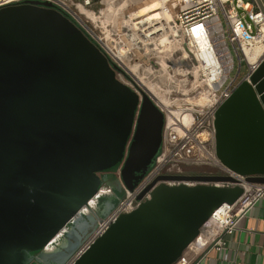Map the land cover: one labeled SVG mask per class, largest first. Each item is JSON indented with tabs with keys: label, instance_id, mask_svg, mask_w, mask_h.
Segmentation results:
<instances>
[{
	"label": "water",
	"instance_id": "1",
	"mask_svg": "<svg viewBox=\"0 0 264 264\" xmlns=\"http://www.w3.org/2000/svg\"><path fill=\"white\" fill-rule=\"evenodd\" d=\"M115 71L99 45L53 4L26 0L0 10V264H66L90 224L114 206L107 171L118 163L114 177L133 191L154 167L162 111L143 90L138 95L120 83ZM252 77L216 113V155L246 183L264 184V61ZM160 180L196 185L157 186L73 264H176L214 211L243 193L214 185L238 183L226 175ZM101 187V200L110 203L98 212L89 201ZM83 208L79 226L74 217Z\"/></svg>",
	"mask_w": 264,
	"mask_h": 264
},
{
	"label": "built area",
	"instance_id": "2",
	"mask_svg": "<svg viewBox=\"0 0 264 264\" xmlns=\"http://www.w3.org/2000/svg\"><path fill=\"white\" fill-rule=\"evenodd\" d=\"M24 1L0 0V10ZM38 1L51 3L65 12L92 38L120 69L115 71L120 83L139 95L138 90L143 88L138 81L148 82L151 92L146 93L164 116L162 149L154 167L133 191L127 190L121 182L125 190L124 197L106 216L99 219L92 236L66 264H73L121 215L135 211L150 200L157 186H195L193 182L160 180L164 175L188 174L182 172V168L204 167L210 168L214 174L231 176L238 181L237 184L214 185L239 186L243 193L233 204L225 203L214 211L200 229L195 242L189 245L176 264H192L211 250L222 252L228 243L227 237L236 231V222L247 216L257 202L264 201V184L246 183L243 177L235 175L221 164L216 155L215 130V117L219 108L241 82L251 83L252 76L264 61V52L257 57L251 51L252 44L264 37V12L257 0H158V6L165 8L170 3L174 13L169 21L160 19L167 29L166 38L170 44L156 49L153 46L161 42L162 33L147 36L143 28L133 25L131 13L122 15L124 8L112 9L105 3L106 0ZM145 1L149 0H139ZM84 12L96 17L95 23ZM110 19L122 20L121 26L109 25ZM108 36L115 40L112 51L107 49L103 41ZM201 38L207 42L203 50L197 42ZM170 45L176 47L174 50L177 51L169 50ZM120 51L126 53L133 63L124 62L123 53V63L120 62L115 56ZM162 51L164 55H172L173 52L174 55L164 59ZM155 52H159L161 57ZM166 61L180 63L170 67ZM181 72L182 77L175 80ZM121 166L115 172L119 180Z\"/></svg>",
	"mask_w": 264,
	"mask_h": 264
},
{
	"label": "crops",
	"instance_id": "3",
	"mask_svg": "<svg viewBox=\"0 0 264 264\" xmlns=\"http://www.w3.org/2000/svg\"><path fill=\"white\" fill-rule=\"evenodd\" d=\"M105 194L106 189H101L99 195L93 199L101 202V196ZM108 203L110 202L106 203V207H109ZM101 217L103 216H99L97 220ZM227 242L222 252L211 250L192 264H264V201L257 202L247 216L236 222V231L227 237Z\"/></svg>",
	"mask_w": 264,
	"mask_h": 264
},
{
	"label": "bare ground",
	"instance_id": "4",
	"mask_svg": "<svg viewBox=\"0 0 264 264\" xmlns=\"http://www.w3.org/2000/svg\"><path fill=\"white\" fill-rule=\"evenodd\" d=\"M158 0H149V1H145V2H139V0H106L105 3L109 5L110 8L114 9L117 7L120 8H126L129 6V3L132 4V2L136 3H143V9H141L140 11H138L137 13H133L131 14V21L134 20L133 25L137 28H143V31L145 32V34L147 36H149V34H151L152 36H154L155 34H163V41L161 40L160 44L158 45L159 47H162V42H163V47H166V45L170 44V41L168 38H166V34H167V29L165 28V26L163 25V23H161L160 19L163 20H167L169 21L172 16L174 11L171 9H169V7L165 8L162 6H154V3H158ZM159 4V3H158ZM89 18L91 22L95 23V18L94 16H92L91 14L89 15L88 12H84ZM127 13V12H126ZM125 12L122 13V15H126ZM154 13V22L150 23V20H152V14ZM136 20V21H135ZM117 22V21H116ZM119 22V26H120V21ZM118 26V27H119ZM152 28V29H151ZM155 33V34H154ZM144 34V35H145ZM154 34V35H153ZM103 41L105 42L106 45L110 46L111 48H114L115 46V40L112 38V36H108L107 38L103 39ZM152 41V39H151ZM199 47L203 50L206 48L207 46V42L204 39H198L197 40ZM153 43V41H152ZM156 43V42H155ZM155 45V44H154ZM154 47V46H153ZM176 47L170 45L169 50H172L174 52H176L177 50ZM248 50L246 49V52ZM251 51L258 57V55L262 54L264 52V37L257 41L256 43L252 44V48ZM173 52V53H174ZM159 57H161V54L159 52H157ZM164 51H162V58H169L171 56H173L174 54L172 53V55H167V54H163ZM120 54H122L120 52ZM183 73L181 72L178 76L175 77V80H178L179 77H182ZM139 85H141V87L143 88V90H146V92H151L150 91V86L148 85V82L145 81H141L139 80ZM149 87V88H148ZM90 207L95 208L97 210H99V202H96L95 199H92L89 203ZM107 205L105 204V207ZM85 214H87V209L83 208L81 209L78 214L74 217V223H76L77 225L81 226V223L85 216ZM67 229H63L62 232L60 233V235L57 236V238H55L56 242H61V235L66 233Z\"/></svg>",
	"mask_w": 264,
	"mask_h": 264
},
{
	"label": "rangeland",
	"instance_id": "5",
	"mask_svg": "<svg viewBox=\"0 0 264 264\" xmlns=\"http://www.w3.org/2000/svg\"><path fill=\"white\" fill-rule=\"evenodd\" d=\"M245 2H251L252 0H244ZM261 1V4H262V6H263V10H264V2H263V0H260ZM158 5V3H154V6H157ZM143 6H144V4L143 3H141V4H132V5H129L126 9H124V12L126 13V14H132V13H137L138 11H140L142 8H143ZM154 16V13L152 14V17ZM115 18V17H114ZM152 20H150V23H153L154 22V17L153 18H151ZM223 19V18H222ZM111 20V19H110ZM117 21V22H116ZM118 21H120V23L122 24V20H111L110 22H109V25L111 24L112 26H114V27H117V26H119V22ZM121 24H120V26H121ZM98 26H99V24H97ZM96 24L94 25V26H97ZM93 27V26H92ZM95 28V27H94ZM152 29V28H151ZM96 30H99L98 29V27H96ZM155 34V33H154ZM153 34V35H154ZM163 34H162V38H160V40L162 39V41H163ZM149 41H151V39H149ZM141 43H144L143 41H141ZM152 43V42H151ZM138 44V43H137ZM160 44V42H158V44H155L154 45V48L156 49V48H158V45ZM165 44V43H164ZM163 42H162V47H163ZM105 46L107 47V49L109 50V51H112V49L113 48H111L110 46H108V45H106L105 44ZM121 52V51H120ZM121 53H123V52H121ZM123 54H125L124 55V62H130L131 64L133 63V61H132V59L130 58V57H127V54L126 53H123ZM155 54L156 55H158V53L157 52H155ZM115 56H116V58L120 61V62H122V54H120L119 52L117 53V54H115ZM159 57V56H158ZM123 63V62H122ZM245 70V67L243 66V68H242V71H244ZM146 82V81H145ZM141 86V85H140ZM142 88V87H141ZM145 91V93H146V90H144ZM117 166H119L118 165V163H115L114 164V166H112L108 171H107V173L108 174H111L112 175V177L110 176L109 178H108V180L106 181V186H108L109 187V189H111L113 192H114V195H115V199L113 200V207H115L116 205H117V203H119L118 201L120 200V199H122L123 197H124V193H125V190H124V188L121 186V185H119L118 184V181H117V179L114 177V170L116 169V167ZM204 167H201V168H199V169H201V170H199L198 168H183V169H185V171H187V173L188 174H195L196 172H200V171H206V172H209V171H212L210 168H204ZM211 174V173H210ZM108 200V199H107ZM107 200L105 201V199H102L101 200V202L99 203V208H100V210H101V212L102 211H104L105 210V204L107 203ZM98 212H100V211H98ZM100 215V214H99ZM99 215L96 217V221H94L93 222V224H90V226L88 227V233H87V235H86V237L85 238H88V237H90V235L91 234H93V232L97 229V227H98V225H99V221L97 220L98 218H99ZM85 240V239H84ZM84 243H86V240L82 243V245L84 244Z\"/></svg>",
	"mask_w": 264,
	"mask_h": 264
},
{
	"label": "trees",
	"instance_id": "6",
	"mask_svg": "<svg viewBox=\"0 0 264 264\" xmlns=\"http://www.w3.org/2000/svg\"><path fill=\"white\" fill-rule=\"evenodd\" d=\"M199 169V168H198ZM204 169V168H203ZM199 170H201V169H199ZM181 171L182 172H186L187 173V171H185V169H181ZM210 173H212V174H214V172L213 171H209V172H206V171H198V172H196L195 174H210Z\"/></svg>",
	"mask_w": 264,
	"mask_h": 264
},
{
	"label": "flooded vegetation",
	"instance_id": "7",
	"mask_svg": "<svg viewBox=\"0 0 264 264\" xmlns=\"http://www.w3.org/2000/svg\"><path fill=\"white\" fill-rule=\"evenodd\" d=\"M101 188H102V187H101ZM101 188H100V189H101ZM112 192H113V191H112ZM113 193H114V192H113ZM98 211H100V212H101V210H100V209H99ZM92 224H93V223H92Z\"/></svg>",
	"mask_w": 264,
	"mask_h": 264
}]
</instances>
